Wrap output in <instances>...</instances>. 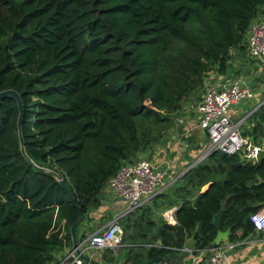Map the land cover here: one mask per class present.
Masks as SVG:
<instances>
[{"label":"trees","instance_id":"trees-1","mask_svg":"<svg viewBox=\"0 0 264 264\" xmlns=\"http://www.w3.org/2000/svg\"><path fill=\"white\" fill-rule=\"evenodd\" d=\"M263 8L264 0H0V92L21 97L25 151L48 170L22 156L17 105L3 99L0 264L55 263L71 244L76 206L83 215L77 236L85 239L80 229L92 199L122 167L147 153L152 159L182 104L204 91L206 74H224L231 50L246 52L248 29ZM251 116L250 135H243L258 144L264 105ZM206 159L174 185V204L181 201L176 225L157 214L146 221L158 228L159 244L139 246L145 252L128 264L168 260L191 237L193 254L211 247L220 210L219 229H231L229 241L239 230L241 237L253 231L250 216L264 202V159L244 164L219 152ZM159 197L120 224L140 212L139 224L150 210L155 218ZM102 255L105 264H116L109 251Z\"/></svg>","mask_w":264,"mask_h":264},{"label":"built area","instance_id":"built-area-1","mask_svg":"<svg viewBox=\"0 0 264 264\" xmlns=\"http://www.w3.org/2000/svg\"><path fill=\"white\" fill-rule=\"evenodd\" d=\"M247 51L251 60L264 64V15L256 18L248 29ZM254 98V90L240 79L225 82L220 80L216 84L207 83L204 86L201 100L196 105L195 126L206 133L209 144L202 157L197 159V164L214 152L229 156L238 155L244 164L258 163V155L264 150L263 145L244 136L239 123L234 122L230 114L232 108ZM169 170V166L159 167L145 159L122 167L116 176L107 182L104 190L116 195L124 207L123 212L114 217L106 227L80 240L76 248L65 251L58 262L53 264H89L82 259V255L94 260L98 253L104 251L117 256L123 242L120 220L152 203L165 191ZM176 210L177 207L165 209L160 212V218L174 226ZM250 223L253 231L264 232V206L250 216ZM234 248V243H222L203 249L198 252L197 264H230V252Z\"/></svg>","mask_w":264,"mask_h":264},{"label":"crops","instance_id":"crops-1","mask_svg":"<svg viewBox=\"0 0 264 264\" xmlns=\"http://www.w3.org/2000/svg\"><path fill=\"white\" fill-rule=\"evenodd\" d=\"M245 55L250 59L247 50L243 53V56ZM234 61L238 62L240 59L236 58ZM253 62L254 65L249 66L250 72L248 69L244 71L249 72V80H244L243 78L236 79L242 80L251 87L255 92V98L239 107L232 108L230 113L233 121L239 123L242 134L247 133V135L250 134V129L253 127L254 123L251 112L253 115L264 105V64ZM228 64H230V62ZM240 73L241 71L239 74ZM232 74L230 65L227 66L224 74H220L214 69L210 70L205 76L204 86H206L207 83L216 84L220 80L221 82L234 80L228 79L229 76H233ZM241 75V77H243L245 74L241 73ZM191 99L192 98H189V100ZM189 100L182 104L180 113L174 117V126L168 132L165 139L162 140L158 147L153 149L151 161L159 167H170L167 182L165 184V191L162 192L163 195L161 194L162 196L154 203L156 211L161 210L168 204L170 207H177L181 202L178 201L174 204V185L179 187L183 185L181 181V176L183 175L180 173L181 169L185 165H189V169L194 164V160H196L201 153H204L209 144L206 133L195 126L196 106L194 107V105L196 102L191 105ZM188 108L192 109V112L194 108V116H189ZM260 143H264V139ZM99 195L101 197L94 202L95 207L90 208L84 219V224L80 229V235L85 231H88L91 235L93 232L106 227L114 217L123 212L124 207L113 192L103 190ZM148 205H146V207ZM226 243H234L235 245L234 250L230 252V264H264V232L252 231L244 237H241V230H239L235 232L232 241L227 239L223 242V244ZM72 247L71 242L62 252L56 254V263L59 257ZM192 252V250L189 251L184 248L172 254L168 261L170 264H197L199 253L193 254ZM103 253H98L94 261L105 264L102 261ZM106 260L108 261V259Z\"/></svg>","mask_w":264,"mask_h":264},{"label":"rangeland","instance_id":"rangeland-1","mask_svg":"<svg viewBox=\"0 0 264 264\" xmlns=\"http://www.w3.org/2000/svg\"><path fill=\"white\" fill-rule=\"evenodd\" d=\"M231 51H230V57H229L230 64H228V65H230V67H231V71L233 73L232 74L233 76H231V77L229 76L228 79L243 78L244 80H249V78H250L249 66L254 65V62L251 61V59L247 58L246 55L243 56V53H241V51H239V50H233L232 52ZM236 58L240 59V61H238V62L234 61V59H236ZM239 69H240L242 74H245V75H243V77H241L242 76L241 73L239 74V72H240ZM247 69L249 72H244ZM263 82H264V80H263ZM202 95H203V92L198 94V97L195 96L194 98L189 100V103H191V105H192L193 103L196 102V104L194 105V107H195L200 102ZM181 109H182V106H181ZM188 109H189V112H188L189 116H191V115L194 116V113H193L194 108H193V112H192V109H190V108H188ZM261 145H263V147H264V143H261ZM203 154L204 153H201L196 158V160H194V163H196L197 159H200ZM148 156H149V153L145 154V156L143 158H140V159H143V160L145 159V160L149 161ZM204 161L207 162V159H205ZM188 166L185 165L181 169L180 173H182V174L186 173L188 171ZM205 188H206V186L203 189H201L200 191L202 192ZM197 193H198V190L194 189L192 191V197H195ZM153 212L154 211H151V210L144 212V218L139 223L141 226H139L138 223L135 224V220L138 219L140 212L137 213L138 216L131 215L130 217H128L122 221L121 224L123 227L124 237H123L122 246L119 249L118 254H117L116 264H128L131 262L132 258H134L137 253L143 254L145 252V249H144L145 247H139L141 245L144 246V244H149V245H158L159 244V243H157V241H155L157 233H158V228H156V226H154V227L144 226V223L146 221H153V220L157 219L156 214L158 217H160V211L159 210L156 211L155 218L153 216ZM137 230H142V232L145 233V237H143L145 239H142L141 236H139L137 234V232H136ZM84 233L86 235L90 234L88 231H85Z\"/></svg>","mask_w":264,"mask_h":264},{"label":"water","instance_id":"water-1","mask_svg":"<svg viewBox=\"0 0 264 264\" xmlns=\"http://www.w3.org/2000/svg\"><path fill=\"white\" fill-rule=\"evenodd\" d=\"M12 98L17 105V109H18V118H17V123H16V127H17V132H18V138H19V146H20V151L22 156L31 164L33 165L35 168L40 169L41 171H46L48 172V170H45L43 168H39L37 165H35L33 163V161L29 158V156L27 155L26 151H25V144L22 138V132H21V124H22V118H23V104H22V100L21 97L19 96V94L17 92H15L14 90H5L0 92V103L2 102L3 99L5 98ZM264 159V150L261 151L258 155V160H262ZM55 179L57 180V182H59L60 186L62 187V189L65 191L69 201L76 206V200L73 197V194L71 193V191L69 190L68 186L55 174L54 175ZM264 183V181H263ZM209 185L206 186L205 190H207ZM204 190V191H205ZM203 191V192H204ZM100 195H97L95 198L92 199L91 201V207H95L94 206V202L100 198ZM260 206H264V202H262L260 204ZM77 209V215L75 220L73 221L71 227H70V236H71V242H72V246L73 248H76L78 246V236H77V229L78 226L80 225L82 219H83V215L81 212L80 207L76 206ZM222 214H223V210H220L216 215H214L213 217V221L212 224L213 226L218 230L216 237L213 241V244L211 247H215L220 245L221 243H223L224 241H226L228 239V236L231 232V229H227L225 231H221L220 228V224H221V220H222ZM193 237H191L186 243H185V249L186 250H191L193 248ZM210 248V247H209ZM82 259L89 263V264H102L99 263L97 261H94L90 258H88L85 255H82ZM146 264H170V262L165 259V258H158L155 260H150L148 261Z\"/></svg>","mask_w":264,"mask_h":264},{"label":"clouds","instance_id":"clouds-1","mask_svg":"<svg viewBox=\"0 0 264 264\" xmlns=\"http://www.w3.org/2000/svg\"><path fill=\"white\" fill-rule=\"evenodd\" d=\"M249 135H250V134H249ZM244 136H245V135H244ZM196 164H197V163H196ZM196 164H195V165H196ZM195 165H194V166H195ZM194 166H193V167H194ZM189 169H191V168H189ZM189 169H188V170H189ZM79 241H80V239H79V237H78V242H79ZM221 244H222V243H221Z\"/></svg>","mask_w":264,"mask_h":264}]
</instances>
